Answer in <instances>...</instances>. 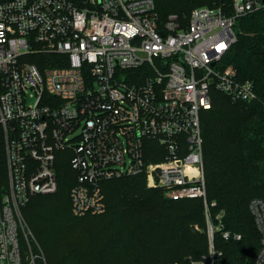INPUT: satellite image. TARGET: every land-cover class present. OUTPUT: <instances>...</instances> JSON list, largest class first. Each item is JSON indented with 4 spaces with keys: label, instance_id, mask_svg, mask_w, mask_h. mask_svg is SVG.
<instances>
[{
    "label": "built area",
    "instance_id": "2783aa9c",
    "mask_svg": "<svg viewBox=\"0 0 264 264\" xmlns=\"http://www.w3.org/2000/svg\"><path fill=\"white\" fill-rule=\"evenodd\" d=\"M263 8L231 0L161 20L155 0H0V264H47L25 238L21 209L58 190L59 157L77 173V217L104 213L102 183L128 176L171 199H202L208 253L183 264H219L216 233L242 235L224 229V211L213 216L202 113L214 90L258 99L224 57L236 19ZM249 207L264 264V201Z\"/></svg>",
    "mask_w": 264,
    "mask_h": 264
},
{
    "label": "trees",
    "instance_id": "16d2710c",
    "mask_svg": "<svg viewBox=\"0 0 264 264\" xmlns=\"http://www.w3.org/2000/svg\"><path fill=\"white\" fill-rule=\"evenodd\" d=\"M230 1L155 0L161 20ZM234 31L224 62L254 81L258 99L233 101L214 90L212 107L202 113L205 177L208 200L217 202L213 216L223 210L224 229L242 235L226 240L216 233L219 264H255L263 235L249 205L264 201V8L237 18ZM60 164L58 190L32 197L23 210L48 264H183L208 253L202 199H171L148 187L144 175L128 176L102 183L104 213L77 217L70 196L77 173L69 160Z\"/></svg>",
    "mask_w": 264,
    "mask_h": 264
},
{
    "label": "rangeland",
    "instance_id": "374dc122",
    "mask_svg": "<svg viewBox=\"0 0 264 264\" xmlns=\"http://www.w3.org/2000/svg\"><path fill=\"white\" fill-rule=\"evenodd\" d=\"M231 2V1H230ZM61 161H64V159H62L61 157H59V159L57 160V165H56V169L58 171V175H59V171L61 172L62 170V167H61V164L60 162ZM70 173H72V175H74L73 172H71V170H69ZM148 186V185H147ZM149 187V186H148ZM152 188V187H151ZM25 207V206H24ZM24 207L21 209V216H22V222H23V226H22V229L24 230V234H25V238L27 237L28 240L32 243V245L35 247V249H39L41 248L40 244L38 243V240L33 232V230L31 229L30 225L28 224L25 216H24V213H23V210H24ZM223 211V210H221ZM220 211V212H221ZM219 212V213H220ZM218 214V213H217ZM86 222H89V221H86ZM93 226V225H92ZM195 227L200 231V232H205V228H202L200 225L196 224ZM96 230V225L94 227V231ZM110 233V232H109ZM24 242V241H23ZM46 257V255H45ZM46 262L48 264V261H47V258H46ZM168 264H172V263H168Z\"/></svg>",
    "mask_w": 264,
    "mask_h": 264
}]
</instances>
